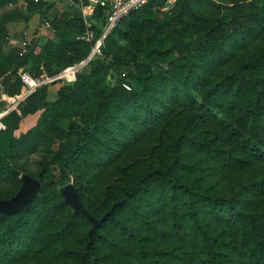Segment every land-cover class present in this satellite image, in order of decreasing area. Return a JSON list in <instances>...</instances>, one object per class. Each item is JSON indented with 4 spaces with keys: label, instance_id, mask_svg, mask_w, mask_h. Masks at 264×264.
I'll use <instances>...</instances> for the list:
<instances>
[{
    "label": "trees",
    "instance_id": "obj_1",
    "mask_svg": "<svg viewBox=\"0 0 264 264\" xmlns=\"http://www.w3.org/2000/svg\"><path fill=\"white\" fill-rule=\"evenodd\" d=\"M17 1L0 0V92L11 97L27 64L53 77L87 59L110 12L98 3L86 20L53 18L54 38L20 54L8 46L7 24L27 22L45 4L5 8ZM162 6L150 0L128 12L53 99L60 80L40 84L19 113L2 118L0 199L19 190L23 173L41 189L22 211L0 213V264H264V0ZM56 139L64 144L53 150ZM139 148L146 157L115 168L118 177L98 193L107 171ZM34 153L32 173L24 163ZM71 176L96 219L123 201L89 244L90 219L60 193Z\"/></svg>",
    "mask_w": 264,
    "mask_h": 264
},
{
    "label": "rangeland",
    "instance_id": "obj_2",
    "mask_svg": "<svg viewBox=\"0 0 264 264\" xmlns=\"http://www.w3.org/2000/svg\"><path fill=\"white\" fill-rule=\"evenodd\" d=\"M174 4V3H173ZM173 4H172V6L171 7H173ZM15 5L14 4H9L7 7H5V8H15L14 7ZM17 7V6H16ZM171 7H169V8H167V9H161L160 8V10L161 11H167L168 9H170ZM223 7L224 6H221V8H222V10H223ZM4 8V7H3ZM3 8H0V13L2 12V9ZM227 12V11H226ZM49 31V32H48ZM110 31V30H109ZM90 33L91 32H87V37L88 38H91L90 37ZM108 33V32H107ZM107 33H105V35L104 36H101V41L103 42V39H104V37L106 36V34ZM47 38H54V35H53V32H50V29L48 28V30H44V31H41V32H39V34L38 35H36V36H33L32 38H30L29 40L27 39H25L26 40V42H27V44L25 43V42H23V40H22V34L20 35L19 34V37H18V42L15 44L16 45V47L17 48H14L13 50H15V51H18V53H20V54H24L25 52L23 51V48L25 47H27V45H29L30 44V47L32 48V49H35V51H38L39 50V48H40V46L44 43V41L47 39ZM201 40H202V38H201V36L200 35H197V41H199V42H201ZM193 44H194V42H190V43H186L185 44V48H184V54H185V56H191V51H192V49H193ZM14 45V44H13ZM102 45V44H101ZM10 48H12L11 47V45L9 46ZM27 48H29V47H27ZM31 49V50H32ZM5 50H8V49H5ZM27 50V49H26ZM9 51V50H8ZM82 62V61H81ZM80 63V62H79ZM79 63H77V64H74V65H72V66H75V65H78ZM85 64V63H84ZM83 64V65H84ZM83 65H81L80 66V68L83 66ZM72 66H70V67H72ZM67 68H69V67H67ZM66 68V69H67ZM65 70V69H64ZM64 70H62V71H60L59 73H57V74H55L54 76H57V75H59V74H61ZM70 70H72V69H70ZM70 70H68L67 72H69ZM25 73H27V74H25ZM19 74H20V76H21V78H22V80H23V82H24V87L21 89V92L18 94V95H15V96H7L6 94H3V93H1L0 92V113H3V112H6V114H8L9 112H11V111H17L18 112V110H17V106H18V103H17V101L20 99V98H22L25 94H26V92L28 91V90H30L31 88H29L28 86H27V84H29L31 87H33L34 86V83L36 82V84L37 83H39L40 81H43L44 83L46 82V83H51L52 81H56V80H60V81H58L57 83L55 82V84L54 85H51L50 86V95H49V97L51 98V99H53L54 98V92L56 91V89L61 85V83H71V82H73L72 80H70L69 79V75H63V77H61V78H56V79H52V80H47V78H46V75H44V74H42V72H38V71H35L34 69L32 70V67H31V64H27L25 67H22V68H20L19 69ZM23 74H24V79H23ZM51 78V77H50ZM1 79V78H0ZM26 81V82H25ZM35 81V82H34ZM27 83V84H26ZM19 113V112H18ZM5 114V115H6ZM40 115V113L38 112L37 114H35V115H33L32 117L30 116V119L27 121V125L29 126V128L30 127H32L36 122H37V119H38V116ZM27 129L28 128H26V131H27ZM25 131V132H26ZM19 133V132H18ZM20 133H22V132H20ZM63 142L62 141H60V140H58V139H56L55 141H54V143H52V145H51V147H52V149L53 150H56V149H58V148H60V147H62L63 146ZM146 153L147 152H145L144 150H143V148H139L138 150H135V151H131V152H129V153H127L122 159H121V162L119 161L116 165H115V167H111L108 171H107V174H105L99 181H98V183L100 184V185H98V193H100V191L102 190V187H104V185L106 184V183H111V182H113L114 181V179L116 178V177H118V175H117V172L114 170L115 168H118V167H121L123 164H127V163H129V162H131V161H133L136 157H140V156H143V157H146ZM38 159H39V155L37 154V153H34V154H32V155H30V157L26 160V162L24 163V167H25V169L26 170H28V171H30V172H32V173H35V171H37L38 170V166H37V161H38ZM52 170H53V173L55 174V175H58V169L55 167V166H53L52 167ZM70 181L72 182L73 181V177L71 176L70 177ZM73 183V182H72ZM38 260H39V262L40 263H42V262H44L45 260L43 259V258H38Z\"/></svg>",
    "mask_w": 264,
    "mask_h": 264
},
{
    "label": "crops",
    "instance_id": "obj_3",
    "mask_svg": "<svg viewBox=\"0 0 264 264\" xmlns=\"http://www.w3.org/2000/svg\"><path fill=\"white\" fill-rule=\"evenodd\" d=\"M40 1L43 2L45 6L32 14L27 22L19 20L7 24L10 35L8 46L11 45L12 48L18 47H16L15 44L18 42L19 34H22V37L29 40L33 36L38 35L39 32L48 30V28L50 29L51 27L49 21L53 18L67 20L69 17H79L83 20H86L93 13V10L89 5H85L86 7L84 10H82L81 8L74 5L73 0ZM14 5L25 10L28 6V1L18 0L16 3H14ZM50 32H52L51 29ZM30 116L32 117L33 115ZM30 116L23 118L20 127L15 130V135H19L20 132H25L26 128L29 129V126L26 123L30 119Z\"/></svg>",
    "mask_w": 264,
    "mask_h": 264
},
{
    "label": "water",
    "instance_id": "obj_4",
    "mask_svg": "<svg viewBox=\"0 0 264 264\" xmlns=\"http://www.w3.org/2000/svg\"><path fill=\"white\" fill-rule=\"evenodd\" d=\"M91 56V54H90ZM89 56V57H90ZM87 60L82 61L80 63V66L86 63ZM3 84V80H0V88ZM21 186L19 190L10 198L7 199H0V213L3 214H14L22 211L27 206H29L33 199L35 198L36 194L41 189L40 181L36 178L31 177L27 173H23L21 176ZM60 193L63 196L64 200L71 206L73 213H81L84 214L86 217H88L92 223L88 235L90 237V240L88 244L91 241L92 234L94 233L96 227L100 225L103 220L108 215H113L114 207L116 205L122 204V200L116 202L107 213H105L102 217L99 219L94 218L91 216L89 211L86 209V207L81 203L77 189L75 188L74 184L72 182H69L65 185H63L60 188Z\"/></svg>",
    "mask_w": 264,
    "mask_h": 264
},
{
    "label": "built area",
    "instance_id": "obj_5",
    "mask_svg": "<svg viewBox=\"0 0 264 264\" xmlns=\"http://www.w3.org/2000/svg\"><path fill=\"white\" fill-rule=\"evenodd\" d=\"M35 2L39 1V0H34ZM150 0H75L74 1V5L81 8L82 10H84V8L86 7L85 5H89L91 7V9L93 10L94 6L98 3L101 4H108L109 8H110V12L109 15L107 17V21L106 24L104 26V30H103V34L102 36L105 35V33L109 32V30H111L116 23L124 16L126 15L128 12L132 11V10H136L140 7H142L143 5L147 4ZM164 1V6H162L161 9H167L169 7L172 6V4L176 1V0H163ZM90 37H92V33H90ZM101 44L102 41L99 38L96 42L95 45L91 51V56L85 60H89L94 54L99 55L101 53ZM23 51H26V48H23ZM83 60V61H85ZM86 61V62H87ZM81 63V62H80ZM80 63L78 65L69 67L67 69H65L61 74L57 75V76H53V77H46L47 80H52V79H56V78H61L63 77V75H69V79L74 81L76 78V72H78L80 70ZM72 69V70H70ZM68 70H70L69 72H67ZM27 74V73H25ZM24 75V74H23ZM24 79V78H23ZM25 80V79H24ZM26 82V81H25ZM35 82V81H34ZM44 83L43 81H40L39 83L36 84L33 87H30L27 83V86L29 88H31L30 90H28L26 92V94L20 98L17 103L19 104L30 92L34 91L35 88L37 86H39L40 84ZM123 86L126 89H130V87L125 83L123 84ZM6 114V112L0 113V131L6 129V123L3 121V117Z\"/></svg>",
    "mask_w": 264,
    "mask_h": 264
},
{
    "label": "bare ground",
    "instance_id": "obj_6",
    "mask_svg": "<svg viewBox=\"0 0 264 264\" xmlns=\"http://www.w3.org/2000/svg\"><path fill=\"white\" fill-rule=\"evenodd\" d=\"M29 85V84H28ZM34 85H35V83H34ZM30 86V85H29ZM31 87V86H30Z\"/></svg>",
    "mask_w": 264,
    "mask_h": 264
}]
</instances>
